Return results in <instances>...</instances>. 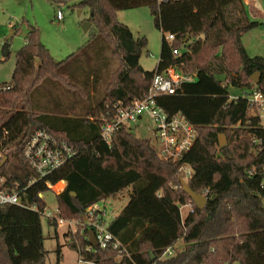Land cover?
<instances>
[{"label": "trees", "instance_id": "obj_1", "mask_svg": "<svg viewBox=\"0 0 264 264\" xmlns=\"http://www.w3.org/2000/svg\"><path fill=\"white\" fill-rule=\"evenodd\" d=\"M46 1L88 10L89 39L66 60L55 62L38 30L29 27L15 53L9 82L0 83V147L6 148L7 158L0 173L17 189L29 186L35 175L21 153L36 130L65 140L77 154L30 185L21 199L35 203L41 212L44 203L38 195L49 191L47 184H57L58 190L59 182H64L55 195L59 216L78 219L88 207L132 187L129 201L108 226L128 257L116 261L117 253L101 250L88 256L100 264H264V131L245 97L252 89L264 94V58L249 56L243 46V37L261 25L249 20L243 1L206 2L205 11L167 29L174 36L171 43L160 29L156 0ZM143 6L149 8L162 37L151 72L139 65L146 40L134 39L116 19L118 11ZM90 45L98 53L100 72L111 59H117L118 67L109 76L103 98L83 113L63 90L72 86L62 68ZM173 50L180 52L179 57L172 55ZM174 66L195 77L174 95L157 100L168 115L182 114L196 131L182 161L159 159L149 139L136 137L133 130H118L109 144L103 142L101 116L110 117L115 104L140 99L155 72ZM254 74L259 76L257 85L250 81ZM89 76L95 81L94 71ZM228 87L240 91L235 99H230ZM59 101L65 107H55ZM219 135L226 138L222 147ZM181 165L190 170L188 176L180 172ZM182 180L193 193L205 195L203 210L182 190ZM187 205L189 212L182 218L180 208ZM40 212L0 207V264H44ZM86 235L66 232L64 237L77 251L88 246ZM179 240L183 246L178 250ZM167 248L173 254L163 258ZM56 253L59 262V245Z\"/></svg>", "mask_w": 264, "mask_h": 264}, {"label": "rangeland", "instance_id": "obj_2", "mask_svg": "<svg viewBox=\"0 0 264 264\" xmlns=\"http://www.w3.org/2000/svg\"><path fill=\"white\" fill-rule=\"evenodd\" d=\"M206 2L210 4V0H193L190 3L160 5L158 8L160 29L164 30V35L167 36L169 27L205 11L208 8ZM259 2L264 9V0ZM59 10L63 16L61 21L56 19V13ZM88 18V10L73 9L65 5L55 7L46 0H0V48L12 32L8 40L9 56L3 58L0 53V83L9 82L14 69L15 53L23 46L24 38L30 28L34 27L38 30L40 42L49 51L53 60L60 62L66 60L70 54L83 47L88 41L89 32L82 31V26ZM116 19L128 27L134 39L146 40V46L141 50L139 65L144 71H153L158 62L162 37L160 29L154 26L149 8L143 6L118 11ZM242 43L249 56L264 58V26L247 33ZM93 46L95 45L86 47L82 53L69 60L62 68L67 82L72 86V88L65 87L63 90L71 96L72 104L82 106L83 113L89 112L103 98L109 76L118 67L117 59H111L108 61L111 63L100 72L98 53L93 50ZM89 71L96 73L95 81L89 76ZM218 79L223 78L218 76ZM228 91L230 97L240 93L231 87H228ZM55 107H65V104L59 101ZM151 127L152 123L148 119L139 122L138 128L135 129L136 137L150 141ZM55 186L42 195L46 205L45 214L57 208ZM131 191L132 187H128L114 197L99 203V207L105 212L107 222H110L124 208L129 201ZM189 207L187 205L180 208L182 218L189 212ZM40 227L45 251L44 264H75L77 251L68 246L71 240L64 237L67 227L60 225L55 228L44 216L40 217ZM57 245L61 250L59 262L56 253ZM182 246L183 243L179 240L176 249L179 250Z\"/></svg>", "mask_w": 264, "mask_h": 264}, {"label": "built area", "instance_id": "obj_3", "mask_svg": "<svg viewBox=\"0 0 264 264\" xmlns=\"http://www.w3.org/2000/svg\"><path fill=\"white\" fill-rule=\"evenodd\" d=\"M181 1L183 0H156V3L164 5ZM62 18L61 11H57L56 19L61 21ZM173 39L174 36L171 34L165 36V41L168 43H171ZM172 55L179 57L180 52L173 50ZM194 78V75L183 74L177 66L169 67L162 73L155 72L149 87L140 99L125 105L121 103L115 104L114 112L110 117L101 116L99 138L109 144L113 134L118 130L128 129L135 132V129L138 128V123L148 119L152 123L150 141L158 158L163 161L181 162L195 142L196 131L182 114L168 115L158 104L157 100L164 96L174 95L181 84L193 82ZM235 97H230V99H235ZM245 97L264 131V94L252 89ZM255 143L260 144L261 141H256ZM5 151L6 148L1 146L0 168L7 165ZM76 154L77 149L65 140L44 130L34 131L26 141L21 153L23 160L35 175V178L29 181V186L36 181L43 180L46 176L62 167ZM179 170L185 176L190 174V170L186 166L181 165ZM28 187L17 189V187L10 184L5 175L0 173V207L16 206L32 212H40L35 203L28 204L21 199V194ZM52 187L47 184L49 190ZM203 194H206V191ZM42 195L39 194L38 198L44 203ZM45 211L46 205L44 203L40 215L44 216L48 222L56 227L65 225L67 227L66 232L70 234L86 231L87 242L88 232L93 233L96 246L92 247L88 244L83 250H77L75 264H100L99 260L88 258V256L96 254L98 250L117 253L116 261L122 257H128L124 247L109 232V222L106 221L105 212L99 207V204L88 207L78 219L61 218L58 208L47 214H45ZM172 254V249L167 248L162 257L168 258Z\"/></svg>", "mask_w": 264, "mask_h": 264}, {"label": "water", "instance_id": "obj_4", "mask_svg": "<svg viewBox=\"0 0 264 264\" xmlns=\"http://www.w3.org/2000/svg\"><path fill=\"white\" fill-rule=\"evenodd\" d=\"M91 14V13H90ZM91 27V24L89 22H86L83 26H82V31L83 32H87L89 30V28ZM12 32L9 33V35L6 37L5 42H3V44L1 45L0 48V53L1 56L4 58L6 56H8L9 54V43L8 40L11 37ZM258 74H254L253 76H251L250 81L257 85L258 84ZM226 144V138L224 135H219L218 136V146L222 147ZM180 186L182 188V190L187 194V196L189 197V199L191 200V202L195 205V207L198 210H203V208L205 207L206 204V197L201 195V194H195L193 193L188 186L186 185V183L182 180L180 182ZM88 244L92 247L96 246L94 237H93V233L92 232H88Z\"/></svg>", "mask_w": 264, "mask_h": 264}, {"label": "crops", "instance_id": "obj_5", "mask_svg": "<svg viewBox=\"0 0 264 264\" xmlns=\"http://www.w3.org/2000/svg\"><path fill=\"white\" fill-rule=\"evenodd\" d=\"M242 1H243L244 5H245V11L247 13V16H248L249 20L258 21V22L261 23L260 26H264V24H263L264 9L262 7V4L259 2L260 0H242ZM59 183H61V186L59 188V191H61L62 188L64 187V182H59ZM59 191L57 190V193Z\"/></svg>", "mask_w": 264, "mask_h": 264}]
</instances>
